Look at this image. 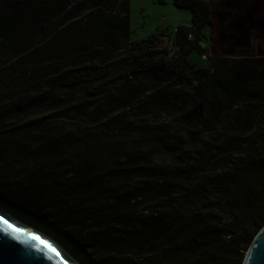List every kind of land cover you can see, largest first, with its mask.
I'll use <instances>...</instances> for the list:
<instances>
[{
	"label": "trees",
	"instance_id": "obj_1",
	"mask_svg": "<svg viewBox=\"0 0 264 264\" xmlns=\"http://www.w3.org/2000/svg\"><path fill=\"white\" fill-rule=\"evenodd\" d=\"M172 1L190 14V27L178 26L181 48L191 43L188 33L192 45L202 41L205 25L211 27L212 44L245 46L231 26L227 33L212 21L229 16L221 8L241 9L243 0H221L218 15L216 0ZM242 10L234 27L264 26L256 3ZM128 15V0H0V52L12 53L0 75L16 82L0 92V105L15 100L7 117L0 114V124L16 118L22 131L17 138L0 137V208L63 246L79 264H242L264 225V120L256 109L264 103V81H239L259 61L209 58L202 65L191 58L197 46H190L182 50L189 73L174 75L154 60L157 53L130 40ZM46 28L49 35L32 45L35 30L43 34ZM154 38L142 41L152 45ZM122 42L123 65L128 58L135 61L133 53L147 62L123 72L117 89L103 95L99 88L120 62ZM163 71L192 85L196 101L189 104L183 91L172 89ZM49 82L58 92L98 86L92 99L71 101L58 113L90 125L82 135L41 127L39 116L61 108L47 97ZM25 95L30 105L21 102ZM133 106L177 114L185 127L177 140L196 141L198 128L209 141L192 154L177 152L175 141L161 135L116 137L124 111ZM192 112L198 113L195 122ZM140 145L148 149L140 153ZM153 151L164 159L144 163ZM11 157L49 161L55 175L40 164L22 177L8 167Z\"/></svg>",
	"mask_w": 264,
	"mask_h": 264
},
{
	"label": "rangeland",
	"instance_id": "obj_2",
	"mask_svg": "<svg viewBox=\"0 0 264 264\" xmlns=\"http://www.w3.org/2000/svg\"><path fill=\"white\" fill-rule=\"evenodd\" d=\"M252 3H256L259 10H262L260 11V15L262 14V12L264 13V0H243L241 1V9L221 8L220 10L221 12L226 11L227 13H229V16L225 15L226 17L224 16L223 18H221V28L224 29V31H226L227 33H230L231 31L229 27L231 26L233 30L232 34H237L238 37L244 38L246 40L245 46L226 48L221 47V45H218L216 42H214L211 52L212 54H210V59L224 58L228 61L239 59L258 60L259 62L257 64L252 63L249 71L242 75L241 79L245 84H253L256 79L261 76V74L258 75L259 73L256 72V66H258L261 71L264 70V26L251 27L249 29V26L244 24L235 27L233 26V23L237 22L238 20H240V17H242V8L246 7L247 5H251ZM128 5L130 40L136 43L140 42L142 45H144V52L152 51L157 53V55L154 56V60L162 61L166 68L168 67L170 71H173L172 73H174V75H177L179 71L189 73L190 70L186 69L184 65L186 58L182 54V50L184 49L187 51L190 46H197L198 48V45H192L194 40H189V43H191L186 44L183 48H181L182 45L180 44H177L175 46L172 43V46H170L168 42L166 43L164 42V40L162 41L163 36H159L158 33H165L164 35H168L170 33L172 39L176 40L177 35L171 31L178 26L190 25L189 12L187 10L177 8L173 4L172 0H128ZM112 10L114 9H109L110 12ZM242 26L245 31H243ZM49 32V28H46L43 34H40L38 30H35L34 37L33 39H31V44H39L41 42L42 35H49ZM200 35L202 38V48H208L209 42L211 40V27L208 25L203 26L200 30ZM148 36H151L153 38L155 37L154 39H157V41L152 45L147 44L148 42L143 43L144 39ZM125 44L126 42H122L118 47L121 49V53H119V56L116 58L117 60L120 59V62H117L118 64L112 67L111 72H109L108 75L109 78L104 83H102L101 87L99 88L101 89L103 95H105L106 93H111L115 89H117V87L121 83L120 77L122 76L123 72H130L133 70L138 71L137 66L147 62V60L145 59H140L139 54L133 53L132 57L136 56L135 61H130L131 58H128L129 61L127 62V64L123 65L124 63H122V61L125 58L122 55L124 54L123 50L125 48L123 47L125 46ZM197 50L199 51V49ZM129 57L131 56L129 55ZM11 58V52H7L4 50L0 52V70L4 65H7L9 63ZM191 58L202 65H206L207 63L200 59V54L197 51L192 52ZM228 64L230 63L228 62ZM163 73L166 76L170 75L169 72L167 73L163 71ZM129 75L132 74L130 73ZM169 77H171L169 83L171 86H173L172 89L183 91L188 96V103L193 104V102L196 100H194L191 94L192 85H189L187 83H180L176 77ZM144 83L147 85L148 89H150L151 82L147 79H144ZM15 86L16 82H9L8 80L3 79L0 75V92L3 90H11ZM44 86L46 87V89H50V94L48 93L47 97L55 99L56 103H58L61 108H57L47 114H44L43 116H39V118L42 119L41 127L47 128V125L51 124V126H49V128L51 129L49 130H51L54 134L62 133L68 136L82 135L83 131H86V129H88L90 125H86L78 116L74 114H69L67 118H63L58 113L61 112L63 108L68 107L65 104L71 101H83V99L88 101L89 99H92V94H94L95 91L98 90V86L85 85L67 92H58L55 89V85L51 84V82L45 83ZM14 102L15 100H12V102L8 101L0 105V114L4 117H7L9 109L11 107V103ZM21 102L25 103L26 105H30L32 103L27 95L23 96V100H21ZM242 106L243 105L241 104L240 107ZM256 107L258 118L264 120V103L258 104ZM123 116V122L125 124L123 123L124 126L118 129V132L115 133V136H120L122 138H125L126 140L139 133H144V135H161V138L163 140L169 141L173 139L175 141L176 146L174 149H176L177 152L188 151L192 154L196 149L199 148L201 143H203L204 141H209L208 133L201 132L198 128H195V131L198 133L196 134V141L188 140L186 138H180V140H177V138L184 133L185 127L181 125L180 121L178 120V115L170 112L168 109L155 111L146 109L144 111L141 108L137 109L135 106H133L132 109L125 110ZM190 116L193 122H195V119H197L198 117V113L192 112ZM11 120L12 121H10V124L7 122V119H5V121L0 124V137L13 136L14 138H17V136L21 134L22 131L17 130V126L19 124L14 125L18 121V119L13 118ZM192 125V127H196L195 123H192ZM97 128L98 127L91 126V129H94L92 131H95ZM173 136H176V138ZM211 143L214 144V142ZM29 145L30 144H28L27 146ZM30 147L33 148L31 145ZM155 148L158 149L156 145L154 146V149ZM146 149H148V146L140 145V153H142ZM161 159H164L163 155L159 151H153L151 157H147L143 162L146 164L154 165L160 163ZM8 162V167L15 169L14 171H17L22 177L25 176L26 173H29L32 170V167L36 165L38 166L40 164L41 167L49 169L50 171H52L51 174L55 175V172H53V164L49 163V161H39V159H36L35 161L28 160L24 162L23 160L14 159V157H11ZM17 166L18 169H16ZM17 172H14L12 175L16 177V175H18ZM0 211L6 213L1 208ZM57 246L60 247L64 251V253H67V255H69L63 246L58 244ZM69 257L71 256L69 255ZM73 260L78 263L75 259Z\"/></svg>",
	"mask_w": 264,
	"mask_h": 264
},
{
	"label": "water",
	"instance_id": "obj_3",
	"mask_svg": "<svg viewBox=\"0 0 264 264\" xmlns=\"http://www.w3.org/2000/svg\"><path fill=\"white\" fill-rule=\"evenodd\" d=\"M12 218L0 211V264H78L51 239ZM242 264H264V225L247 248Z\"/></svg>",
	"mask_w": 264,
	"mask_h": 264
},
{
	"label": "built area",
	"instance_id": "obj_4",
	"mask_svg": "<svg viewBox=\"0 0 264 264\" xmlns=\"http://www.w3.org/2000/svg\"><path fill=\"white\" fill-rule=\"evenodd\" d=\"M186 27H190V25L189 26H186ZM171 32H173L174 34H178V27H176V28H174ZM159 33V36H163L162 37V41L164 40V42H168V44L170 45V46H172V43L176 46V40L175 39H172V36L170 35V33L168 34V35H164L165 33H160V32H158ZM162 34V35H161ZM186 39L189 41V40H194V38H193V35L191 34V33H188L187 35H186ZM131 42V41H130ZM130 42H129V44H128V48H129V45H130ZM201 42L202 41H199L198 43H197V45H198V48L197 49H199V54H200V59L201 60H203V61H205V60H207V59H209V58H211V56H210V54H211V52H212V47H213V44H212V41H210L209 42V47L208 48H202V46H201Z\"/></svg>",
	"mask_w": 264,
	"mask_h": 264
},
{
	"label": "flooded vegetation",
	"instance_id": "obj_5",
	"mask_svg": "<svg viewBox=\"0 0 264 264\" xmlns=\"http://www.w3.org/2000/svg\"><path fill=\"white\" fill-rule=\"evenodd\" d=\"M234 6L237 7L236 5H234ZM216 7H217V9L215 8V12L217 14V12L219 11L218 8L221 7V0H216ZM212 21H213V23H215L216 21H218L219 25H221V15H218V18L215 19V20L213 19ZM256 23H258V22H256ZM256 72L259 73L258 75L261 74V76H259V78L256 79V81L254 83L263 82L264 81V70L261 71V69H259L258 66H256ZM239 81L242 82V79H240ZM242 83L245 84L244 82H242Z\"/></svg>",
	"mask_w": 264,
	"mask_h": 264
},
{
	"label": "bare ground",
	"instance_id": "obj_6",
	"mask_svg": "<svg viewBox=\"0 0 264 264\" xmlns=\"http://www.w3.org/2000/svg\"><path fill=\"white\" fill-rule=\"evenodd\" d=\"M15 222H18L16 219H14V218H12ZM19 223V222H18ZM72 261H73V259L72 258H70ZM75 263V262H74Z\"/></svg>",
	"mask_w": 264,
	"mask_h": 264
},
{
	"label": "snow or ice",
	"instance_id": "obj_7",
	"mask_svg": "<svg viewBox=\"0 0 264 264\" xmlns=\"http://www.w3.org/2000/svg\"><path fill=\"white\" fill-rule=\"evenodd\" d=\"M33 239H39L38 237H33ZM26 243V242H25Z\"/></svg>",
	"mask_w": 264,
	"mask_h": 264
}]
</instances>
